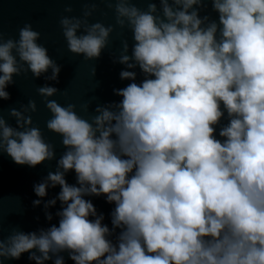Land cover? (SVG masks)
<instances>
[{
    "label": "clouds",
    "instance_id": "clouds-1",
    "mask_svg": "<svg viewBox=\"0 0 264 264\" xmlns=\"http://www.w3.org/2000/svg\"><path fill=\"white\" fill-rule=\"evenodd\" d=\"M89 2L59 20L68 51L97 60L116 27L127 29L131 52L122 40L112 62L130 83L87 119L50 99L56 87L37 88L51 114L46 128L65 149L59 159L33 124L35 100L9 108L15 126L0 104V156L30 168L56 161L33 185L32 206L60 189L43 202L47 228L5 237L0 214V264L24 254L33 264H66L64 254L73 264H264V0H141L146 9L100 0L115 26L89 23L98 11ZM209 4L217 19L201 15ZM40 38L25 23L5 40L0 21V101L11 98L14 76L58 82L61 66ZM101 196L114 205L111 227L85 199Z\"/></svg>",
    "mask_w": 264,
    "mask_h": 264
},
{
    "label": "water",
    "instance_id": "water-1",
    "mask_svg": "<svg viewBox=\"0 0 264 264\" xmlns=\"http://www.w3.org/2000/svg\"><path fill=\"white\" fill-rule=\"evenodd\" d=\"M134 2L141 9L147 7V4L141 0H134ZM91 6L92 3L89 0H0V21H2L5 40L8 38L18 39L19 28L25 23H31L33 29L41 34L38 43L44 45L48 49L49 56L61 66L58 82L46 81L44 76L34 79L30 72L26 75L14 76L15 83L6 88L11 98L0 101L3 106V114L5 119L15 126V120L8 117L9 108L19 109L21 105H27L29 100H35L37 112L32 114L33 124L39 126L45 140L55 146L57 159L65 149L61 144V137L49 132L46 128V121L51 117V114L46 109L43 98L37 94V88L46 83L56 87L61 91V94L50 99H55L62 106L68 103L75 104L77 113L87 119L94 114L93 110L98 104L102 105L120 99L113 94L114 88H123L130 83V81H121L119 78V73L124 66L112 62L120 55L122 40H128L131 52L132 34L127 29L121 30L116 27L110 35L108 47L97 60L86 61L82 55L75 56L68 51L59 25L60 18L69 15L64 12V9L71 7L73 9L71 15L80 16L85 7ZM95 6L98 11L89 19V23L99 21L106 26H115L114 11H110L107 5L101 3L100 0H95ZM205 14L210 15L213 19L218 18L217 14L211 11V4L207 6L206 11L201 12V15ZM94 70L96 71L95 76H93ZM136 71L137 82H139L143 79V75L139 69ZM48 75H50V71ZM84 103H90L87 113L80 110V106ZM55 168V160L30 168L26 165L15 164L7 154L0 156V214L3 216L5 237L16 227H20L25 232H31L49 226V222L44 216L43 202L55 197L60 189L58 186L55 189L50 188L41 206L34 208L32 201L39 198L34 194L33 185L39 183L49 171L54 172ZM66 179L69 184H75V173L69 172ZM85 199L92 201L97 212L104 214V223L111 227L109 214L114 205L106 203L103 196L85 197ZM59 208L60 204L57 202V205L50 209L54 216L51 223H58L55 212ZM37 217H39L38 220ZM64 255L66 264H73L67 258V254ZM4 264H33V262H30L28 255L24 254L19 260H7Z\"/></svg>",
    "mask_w": 264,
    "mask_h": 264
}]
</instances>
